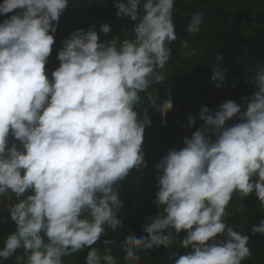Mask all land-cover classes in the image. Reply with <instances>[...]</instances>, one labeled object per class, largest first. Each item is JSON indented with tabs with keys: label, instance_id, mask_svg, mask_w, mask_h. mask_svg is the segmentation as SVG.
<instances>
[{
	"label": "clouds",
	"instance_id": "obj_1",
	"mask_svg": "<svg viewBox=\"0 0 264 264\" xmlns=\"http://www.w3.org/2000/svg\"><path fill=\"white\" fill-rule=\"evenodd\" d=\"M68 5L0 0V198L15 224L0 258L15 255V264H64L85 248L86 264H119L115 239H104L103 250L94 245L106 229L123 227L120 182L147 167L142 145L151 121L136 108L146 100L163 122L173 107L170 96L157 104L149 89L166 79L175 0H115L116 16L134 22L131 31L104 41L93 27L73 31L49 77L45 65ZM203 15L192 14L189 34L200 31ZM180 45L188 49L187 40ZM226 71L213 65L210 79L223 82ZM251 83L255 91L241 98L246 110L230 99L215 112L202 106L203 125L154 165L159 210L141 225L146 236L119 241L123 264H140L141 252L161 245L170 249L168 264H243L252 255L249 236L226 223L233 194L254 193L264 209V64ZM234 116L239 122L227 125ZM251 231L264 234V218Z\"/></svg>",
	"mask_w": 264,
	"mask_h": 264
},
{
	"label": "trees",
	"instance_id": "obj_2",
	"mask_svg": "<svg viewBox=\"0 0 264 264\" xmlns=\"http://www.w3.org/2000/svg\"><path fill=\"white\" fill-rule=\"evenodd\" d=\"M196 12L204 14L203 22L200 31L192 35L186 31V25ZM4 18L0 15V21ZM102 23L109 24V33L100 31ZM133 23L127 16H116L115 0H69L68 7L57 23L55 42L45 65L49 77L59 65L57 50L73 31L93 27L99 39L104 41L114 35L123 37L131 31ZM173 23L177 40L170 45L172 55L164 70L166 79L160 86L152 85L149 89L156 91L157 104L170 96L173 107L164 115L163 122L160 113L150 108L146 100L136 108L141 118L147 109L151 121V125L145 128L142 145L147 167L142 171L131 170L120 182L123 208L118 218L122 220L123 227L115 233L106 229L94 245L103 250L104 239H115L113 254L119 264H123L119 241L129 234L146 236L141 225L150 222L146 217L154 216L159 210L153 202L157 191L154 165L170 148H182L183 139L190 138L203 125V121L198 118L202 106L215 112L223 101L230 99L241 104L242 112L246 110V103H242L241 98L255 91L251 83L252 74L264 64V0H175ZM181 40L188 41V49L181 47ZM192 49H195L196 54L186 57L184 52ZM217 54L224 59L217 61ZM213 65L227 70L223 82L210 79ZM217 83L221 86L216 87ZM145 95L141 93L142 100ZM189 116L196 118L191 127H187ZM237 122L234 116L226 124ZM10 142L16 141L10 137ZM240 204L245 207L243 213L237 211ZM227 211L229 215L226 223L249 236L248 246L252 255L243 264H264V234H253L251 231V225L264 218V209L259 206L255 194L250 193L241 200L233 194ZM14 230L15 224L0 198V248H3L7 235ZM184 235L182 231L177 239ZM88 251L85 248L64 257V264H86ZM146 251L147 255L140 253V264H168L169 248L161 245ZM16 254H22V249H17ZM0 264H15V255L7 260L0 258Z\"/></svg>",
	"mask_w": 264,
	"mask_h": 264
},
{
	"label": "rangeland",
	"instance_id": "obj_3",
	"mask_svg": "<svg viewBox=\"0 0 264 264\" xmlns=\"http://www.w3.org/2000/svg\"><path fill=\"white\" fill-rule=\"evenodd\" d=\"M118 190H119V193H120L119 198H120V200H121V198H122V190H123V189L120 190V184H119V186H118ZM1 200L3 201V204L6 206L7 201H6L4 198H1Z\"/></svg>",
	"mask_w": 264,
	"mask_h": 264
}]
</instances>
